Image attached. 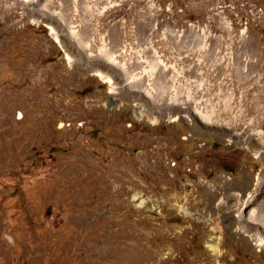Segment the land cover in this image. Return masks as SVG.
Listing matches in <instances>:
<instances>
[{"label":"rangeland","instance_id":"obj_1","mask_svg":"<svg viewBox=\"0 0 264 264\" xmlns=\"http://www.w3.org/2000/svg\"><path fill=\"white\" fill-rule=\"evenodd\" d=\"M263 141L264 0H0V264H264Z\"/></svg>","mask_w":264,"mask_h":264},{"label":"bare ground","instance_id":"obj_2","mask_svg":"<svg viewBox=\"0 0 264 264\" xmlns=\"http://www.w3.org/2000/svg\"><path fill=\"white\" fill-rule=\"evenodd\" d=\"M102 65V64H101ZM98 75L100 76V77H102L103 75L101 74V73H99L98 72ZM102 78H107V77H102ZM108 81H110V78H108ZM133 82V81H132ZM133 84V83H132ZM138 84V83H137ZM135 86H137V85H135ZM133 90V89H132ZM87 105V104H86ZM137 115H138V117H140L141 118V116H142V113L141 112H137L136 113ZM239 125V124H238ZM236 126V125H235ZM238 127V126H237ZM241 127V126H240ZM247 133V132H246ZM259 133V132H258ZM254 135V134H253ZM261 135H262V133H261ZM256 136V135H255ZM254 136V137H255ZM247 137H248V135H247ZM260 137H262V136H260ZM248 139V138H247ZM253 140V139H252ZM263 143H264V141H263ZM230 145V144H229ZM261 146V145H260ZM246 177V176H245ZM261 180V179H260ZM262 182H263V180H262ZM248 185H249V181L248 180H241V182L239 181L238 183H234V185H230V186H225L224 184H223V186H222V188L223 189H219V191L220 192H222V190L225 192L226 190H227V188H229V187H238V188H241L243 191H245V189L248 187ZM259 186L260 187H258V189L260 190V188L261 187H263L261 184H259ZM203 188H205V184H200V188L197 190V194H198V200L199 201H201L202 203H204L205 201V198H204V195H203V193H204V190H202ZM207 189H209L210 190V192H207L209 195H210V198H212V200H213V198L215 197V195H217L218 194V192H216L215 190L214 191H211V189L210 188H207ZM257 189V190H258ZM190 194V193H189ZM257 194V193H256ZM184 196H186V195H184ZM240 196H241V194H240ZM258 196V195H257ZM228 198L230 199V202L231 203H233V204H235V205H238V202H242V199H241V197H236V196H232V195H228ZM204 199V200H203ZM226 199V198H225ZM255 199H256V195L254 194V193H251V194H249L248 195V198H247V201H246V206H249V205H251V204H253L254 203V201H255ZM191 200H192V198H191ZM229 201V200H228ZM147 202V198H144V197H138L137 198V204L138 205H142V204H145ZM245 204V203H244ZM244 207V209H246L247 207ZM217 208L219 209L220 208V206H217ZM246 214V213H245ZM242 215V214H241ZM259 215V214H258ZM261 215V214H260ZM263 215V214H262ZM238 216V215H237ZM255 216V215H254ZM254 216H252V215H247V217L246 218H248V220H249V222H252V223H254V224H257V225H259L260 227H261V230L264 232V223H263V221L262 220H264V219H259V218H257V217H254ZM261 217V216H260ZM212 232H213V235L210 237V238H208L207 240H206V245H207V248L213 253V254H215V255H220V243H221V241H222V233H221V231H220V229H218L216 226H213L212 225Z\"/></svg>","mask_w":264,"mask_h":264}]
</instances>
